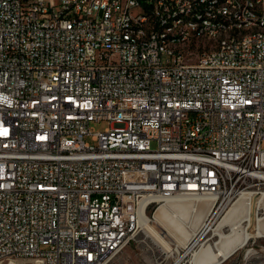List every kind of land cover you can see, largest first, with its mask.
Segmentation results:
<instances>
[{"label":"built area","instance_id":"2783aa9c","mask_svg":"<svg viewBox=\"0 0 264 264\" xmlns=\"http://www.w3.org/2000/svg\"><path fill=\"white\" fill-rule=\"evenodd\" d=\"M195 7L224 17L218 55L162 44L214 32L168 27ZM250 21L264 0H0V251L106 264L144 201L216 194L210 222L264 190V38L235 47Z\"/></svg>","mask_w":264,"mask_h":264},{"label":"bare ground","instance_id":"6f19581e","mask_svg":"<svg viewBox=\"0 0 264 264\" xmlns=\"http://www.w3.org/2000/svg\"><path fill=\"white\" fill-rule=\"evenodd\" d=\"M193 16H196V24L215 25L214 32L206 35V32H200L199 28H192V37L186 38L185 34H178L175 40L174 31H166L162 35V44L167 47V51L178 50L181 53H190L197 43L202 55L215 56L221 53L224 49V41L221 40L226 32V24H224V17H217L216 12L203 11L202 13V7H195L188 8L186 11L169 13L168 27L176 28L178 24L191 23ZM251 33L258 34V38H264V22L250 21L248 27L235 30V37H241L235 40V47H248V37ZM226 42H233V35H226ZM255 193L261 194L257 200L259 204L263 203L264 190L241 191L226 216L217 223L215 228L206 221L210 217L205 218V214L207 212L212 215L211 209L218 207V199H215L216 194L195 198L181 195L165 201L155 214L156 221L163 225V231L152 224L147 213V202L144 201L140 210L141 226L148 236L164 246L167 251L179 253L183 251L174 264H181L184 255L190 252L195 254L192 264H217L222 259H227L237 247L244 245L254 235L264 236L263 218H257L255 233L250 232L244 226L245 224L243 225L244 222L251 219V203ZM228 223L231 225V232L225 234L222 228ZM211 230L213 235L219 236V240L214 243L202 241ZM166 236L170 239H167ZM172 238L178 244L173 245ZM181 247L182 250H180ZM29 262L49 264L48 254L34 251L13 253V248H4L0 251V264H29Z\"/></svg>","mask_w":264,"mask_h":264},{"label":"rangeland","instance_id":"374dc122","mask_svg":"<svg viewBox=\"0 0 264 264\" xmlns=\"http://www.w3.org/2000/svg\"><path fill=\"white\" fill-rule=\"evenodd\" d=\"M92 126L97 130H103L107 126V123H93ZM88 140L90 139L88 138ZM152 145L156 146L155 143H153ZM251 190L257 189L251 188ZM260 195V193L254 194L251 203V219L250 221H246L247 223H243V225L245 224L244 226L252 233H255L256 231L255 228L258 223L257 218L261 217L264 221V202L261 204L258 203V197ZM236 200L237 198H234V200L228 204L226 202L223 203V206L219 213L210 220L213 228H215L218 225L217 223H219V221L226 216L229 208ZM163 203L164 202L153 204L147 209V213L151 219L152 224H154L160 231H163V225L159 224L156 221L155 214L160 205ZM207 217H210V215L206 212L205 218ZM222 230L225 234H229L231 232V225L229 223L226 224L222 228ZM166 238L170 239L167 236ZM172 239V242L174 243L173 245H176L177 241H175L174 238ZM217 240H219V236L213 235V232L211 230L205 235L204 240L202 241H206V243H214ZM182 249L183 248L181 247L180 250ZM180 253L183 254V251H181ZM180 253L177 251H167L164 246L153 240L151 236H148L144 229H142L141 227L123 246V248L117 254H115L106 264H174L176 259L180 256ZM194 258L195 254L193 255V252L185 254L181 260V264H192ZM219 264H264V236L254 235L252 238H249L244 245L237 247L232 255H230L227 259Z\"/></svg>","mask_w":264,"mask_h":264},{"label":"water","instance_id":"95a60500","mask_svg":"<svg viewBox=\"0 0 264 264\" xmlns=\"http://www.w3.org/2000/svg\"><path fill=\"white\" fill-rule=\"evenodd\" d=\"M224 260H225V259H222L219 263L223 262ZM219 263H218V264H219Z\"/></svg>","mask_w":264,"mask_h":264}]
</instances>
